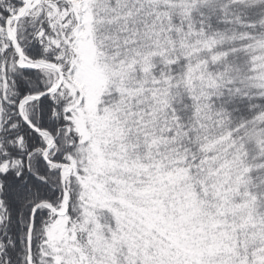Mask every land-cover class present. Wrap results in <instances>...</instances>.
Returning <instances> with one entry per match:
<instances>
[{"label":"snow or ice","instance_id":"obj_1","mask_svg":"<svg viewBox=\"0 0 264 264\" xmlns=\"http://www.w3.org/2000/svg\"><path fill=\"white\" fill-rule=\"evenodd\" d=\"M0 264H264V0H0Z\"/></svg>","mask_w":264,"mask_h":264}]
</instances>
